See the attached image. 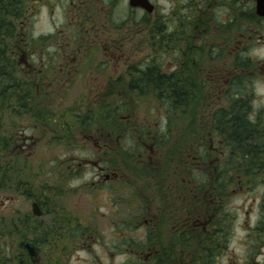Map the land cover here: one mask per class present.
<instances>
[{
    "label": "flooded vegetation",
    "instance_id": "flooded-vegetation-1",
    "mask_svg": "<svg viewBox=\"0 0 264 264\" xmlns=\"http://www.w3.org/2000/svg\"><path fill=\"white\" fill-rule=\"evenodd\" d=\"M122 1L126 7L121 23L106 26L99 16L107 12L103 0H16L9 15L17 18L15 24L19 27L20 40L12 41L10 47L20 50L16 60L22 67L21 71L24 70L28 76L35 74L36 64L43 62L34 59L36 49H46L50 42L55 43L53 34L55 31L63 32L66 25L77 29L70 39V51L75 50V54L80 56L88 47H92V55L96 54L95 47L101 50L104 64L114 67L113 73L104 78L106 85L99 95L102 104L95 122L100 135L98 140L101 141L95 143H98L99 155L105 151L101 159L104 163H96L93 158L87 162L96 168L94 170L99 172L100 178L104 176L102 180L107 185L101 188L109 190L114 204H117L116 200L123 203L120 196L124 190L130 189L134 201L131 205H151V210H154L152 205H163L172 221L170 224L166 217L168 226L174 229L173 234H182L183 239L188 240L187 226L191 221L188 205H199L198 219L194 222L200 223L201 219L205 220L207 205H221L222 194L214 196V193L221 189L222 183L227 190L237 184L238 169L231 161L238 160L239 156L227 150L219 133L221 127L236 126L237 113L242 111L246 113L249 124L257 127L256 130L264 129V121L253 117L252 99L257 88L255 81L264 79L261 78L264 76V0H146L150 11L132 6L130 0ZM100 3L102 6L99 8ZM43 13L51 19L57 16L64 21V25H54L52 35H48L50 38L37 37L30 32L34 18ZM149 17L150 22L147 23ZM128 24L133 25V36L141 31L140 26H147L149 48L146 56L129 55L125 58L124 35L119 45L110 44L109 34L114 30L123 34ZM70 45L66 44L62 50H69ZM138 52V47L133 46V53L138 55ZM166 56L169 57L164 58ZM48 59L50 63H56L55 54ZM59 60L61 68L58 74L73 76L76 81L84 77L81 69L92 58L88 55L87 58L74 56ZM46 74L45 70H40L36 77ZM174 96L184 98L183 113L189 110L192 97L200 96L204 112L193 122L197 132L189 134L188 128L187 134L184 130L181 153L171 157L173 169L154 170L159 160H163V166L167 165L164 148L175 144L178 134L159 136L158 127L145 124L137 128L136 122L132 121L133 107L134 104L142 106L144 101H154L157 108L158 103L161 108L163 104L159 99L168 98L172 104ZM216 102L220 105L213 107L212 103ZM261 113L264 109L257 112L258 115ZM149 114L157 116L156 107ZM121 157L124 158L121 160ZM130 158L138 163L142 159L155 158L156 163L151 162L153 170L148 171L145 186H141L143 181L138 177L125 175L124 161ZM227 163L231 169L222 170L221 166ZM195 176H203V188L198 189L199 192L191 178ZM191 195L193 201H190ZM261 207L249 237V244H253L250 258L255 252L257 255L264 245V211ZM158 214L162 215L161 212ZM150 216L157 219L156 214ZM150 227L148 249L145 247L148 240L142 245L146 248L143 251L146 252L145 259L153 252L156 243L161 242L155 223ZM157 253L154 250L153 254ZM154 259L158 264L157 257Z\"/></svg>",
    "mask_w": 264,
    "mask_h": 264
},
{
    "label": "rangeland",
    "instance_id": "rangeland-1",
    "mask_svg": "<svg viewBox=\"0 0 264 264\" xmlns=\"http://www.w3.org/2000/svg\"><path fill=\"white\" fill-rule=\"evenodd\" d=\"M103 1L107 12L99 14L102 24L119 25L125 13L124 2L112 0L114 5L111 6V0ZM101 6L100 3L99 8ZM150 18L147 23L150 22ZM34 19L30 32L37 37L43 35L50 38L48 35H52L54 25L59 23L64 25L60 17L51 19L44 13ZM146 27L140 26L141 31L133 36V25L128 24L124 27L123 34L119 30L112 31L109 34V42L111 45L115 43L119 45L124 35L126 40L122 46L125 58L129 55L144 57L149 48ZM76 32L77 29H72L70 25H66L63 32L55 31L53 34L55 43L50 42L46 49L45 47L36 49L34 59L37 61L41 59L43 62L36 64L35 74L30 73L28 76L22 70L26 74L25 80L33 88L35 87L34 96L38 104L37 106L33 104L30 113L19 120L15 133L23 138L22 142L16 144L20 155H17L14 161H2L4 168L8 170L9 178L2 181L0 175V245L9 244L12 252L11 245L17 244V236H9V233L14 230V225H17L21 231L23 227L20 221L28 219L41 224L45 230L53 231L54 243L49 245L48 250H39V257L43 262L47 259L43 255L48 254L49 257H54V264H155L156 257L158 264H189V260L195 254L196 242L191 243V248L189 242L183 241L182 234H173L174 229L168 226V222L172 224V221L165 213L166 207L157 205V208L152 205L154 210H151V205H131L134 201L130 189L124 190L120 196L123 203L116 200L117 204H114L109 190L101 188L107 185L105 184L107 182L102 180L104 176L100 178L97 175L99 172L94 170L96 168L87 162L93 158L96 163H104L101 159L105 151L103 150L99 155L98 143H95L101 142L98 140L100 135L97 133L98 127L95 122L102 104L99 95L103 93L106 85L104 78L113 73L114 67L104 64L99 48L95 47V55H92V47L82 50L80 56L75 54V50L70 51V39ZM66 44L70 45L69 50H62L66 48ZM133 46L138 47V55L133 53ZM54 54L55 64L50 63L48 59ZM17 55H20V51ZM88 55L92 60L82 67L81 72L85 74L82 79L75 81L73 76L58 74V69L61 68L59 58L70 59L74 56L87 58ZM167 57L169 56L164 58ZM19 67L21 70V65ZM48 69L53 70L47 72ZM40 70H45L46 76L36 77L37 71ZM253 79L257 78L253 77ZM255 84L257 88L252 98L255 111L253 117L264 121V113L257 114L264 109V79L256 80ZM143 103L142 106L134 104L133 107L135 114L132 121L136 122L137 128L145 124L158 127L159 136L178 134L177 142L164 148L163 154L167 165L163 166L161 164L163 160H159V165L157 163L153 168L169 171L174 167L170 162L171 157L181 153L184 130L187 134L188 128L189 134L197 132L193 122L195 118L202 117L204 112L202 100L200 96L192 97L189 110H185L184 113L181 110L171 119L168 110L165 107L160 108L159 103L158 108L154 101ZM219 105L218 102L212 103L213 107ZM154 107L156 112L158 110L157 116L149 114ZM213 110L208 109V111ZM44 113H49V116H44ZM150 116L153 118L148 119ZM89 130L93 134L90 132L89 134ZM259 131L261 134L264 133V129ZM255 137L259 141L260 137L257 135ZM262 142L264 138L257 144ZM122 158L124 157H121V160ZM151 162L156 163L155 158L142 159L139 163L130 158L124 161L125 175L138 177L143 181L141 186H145L146 177L150 173L148 171L153 170ZM244 175L238 172L237 184L222 195L221 205H207L205 220H200L201 226L198 221L194 222L198 210L192 213L191 221L187 226L189 234L198 236L194 240H202L210 235L209 232L220 229L222 215H227V219L224 220V230L228 235L224 237L225 244L221 248L223 251L217 252V257H214V264H256V262L264 264V254H262L264 245L257 255L255 252L250 258L253 244H249L252 229L260 216L261 197L264 194V182L258 178H264V175L259 177L253 174H249L251 177ZM192 197L191 195L190 201H193ZM33 204L38 205L41 214L39 217L33 215ZM151 214H156L157 219L151 218ZM154 223L158 240L161 242L156 243L154 249L158 253L153 254V250L145 259L146 252H143L142 245L146 240L150 241V226ZM70 229L76 231L77 239L67 238ZM259 254L261 256H258ZM34 260L37 262L39 258L36 257Z\"/></svg>",
    "mask_w": 264,
    "mask_h": 264
},
{
    "label": "trees",
    "instance_id": "trees-1",
    "mask_svg": "<svg viewBox=\"0 0 264 264\" xmlns=\"http://www.w3.org/2000/svg\"><path fill=\"white\" fill-rule=\"evenodd\" d=\"M15 5L16 0H0V175L2 181L9 178L8 170L4 168L2 161H14L17 155H20L16 144L19 141L22 142L23 138L15 133L18 129L19 120L30 113L33 104L34 106L38 104L37 98L34 96L35 87L33 88L25 80L26 74L20 70L17 63L16 54L20 50L16 47H10L12 41L19 42L20 40L19 27L15 24L17 18L9 15ZM159 101L168 110L171 119L178 112H181L184 98L174 96L172 104L168 98H162ZM44 116L48 117L49 113H44ZM246 116L245 112L238 111L236 126L221 127L219 133L226 144L227 150L239 156L238 160L231 161L232 165H236L235 168L238 169V172L244 175L247 171L245 177H251L249 174L259 177L264 175V142L257 143L264 136L261 131L256 130V126L249 124ZM255 135L260 137L259 141H257ZM19 146L21 147V144ZM221 167L222 170L226 171L230 170L232 166L227 163ZM221 167H218V169ZM191 169L193 168L191 167ZM191 178L195 181L196 191L199 192L203 188V176ZM258 180L263 181L264 178L260 177ZM227 192V188L222 183L221 189L217 190L214 196L225 195ZM260 205H262L261 208L264 211V194L261 197ZM188 209L192 218V213H195L196 210L199 211L200 207L199 205H188ZM196 218L198 219V213ZM226 219L227 215H222L221 230L209 232L210 235L202 240H194L198 236L192 233L189 234L188 240H184L181 236L184 242H189L191 248V243L196 242L194 246L195 254L189 260V264H214L217 252L223 251L221 248L225 244L224 237L228 235L224 230V220ZM20 225L23 227L21 231H19L20 228L17 225H14V230L9 233V236H17V244L11 245L12 252L9 244L5 245L3 243L0 245V264H54V257L51 258L48 254L43 255V257H47L45 262L39 257V250H48L49 245L55 241L53 231L50 229L45 230L41 224L28 219L20 221ZM73 229H70L68 239L78 238L76 231H73ZM149 243L150 241L147 242L146 248L149 247ZM146 248H144V251ZM36 257L39 258L37 262L34 260ZM55 260L58 261L56 257Z\"/></svg>",
    "mask_w": 264,
    "mask_h": 264
},
{
    "label": "water",
    "instance_id": "water-1",
    "mask_svg": "<svg viewBox=\"0 0 264 264\" xmlns=\"http://www.w3.org/2000/svg\"><path fill=\"white\" fill-rule=\"evenodd\" d=\"M130 4L132 6H140V7L145 8V9L150 11V9H148V3L146 0H130ZM32 212H33V215H35L37 217H39L41 215L39 208H38V205H36V204L32 205Z\"/></svg>",
    "mask_w": 264,
    "mask_h": 264
}]
</instances>
